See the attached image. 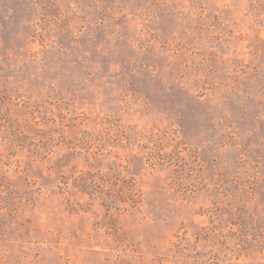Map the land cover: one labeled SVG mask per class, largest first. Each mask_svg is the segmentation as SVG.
Here are the masks:
<instances>
[{"label": "rangeland", "instance_id": "rangeland-1", "mask_svg": "<svg viewBox=\"0 0 264 264\" xmlns=\"http://www.w3.org/2000/svg\"><path fill=\"white\" fill-rule=\"evenodd\" d=\"M0 264H264V0H0Z\"/></svg>", "mask_w": 264, "mask_h": 264}]
</instances>
